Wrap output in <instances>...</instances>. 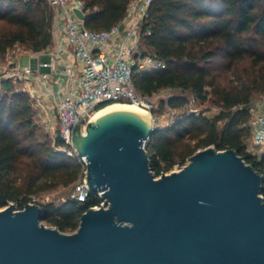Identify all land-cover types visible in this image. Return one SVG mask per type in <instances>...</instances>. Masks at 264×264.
<instances>
[{"label":"trees","instance_id":"trees-1","mask_svg":"<svg viewBox=\"0 0 264 264\" xmlns=\"http://www.w3.org/2000/svg\"><path fill=\"white\" fill-rule=\"evenodd\" d=\"M80 1L85 4V27L98 32L121 23L131 0ZM53 25L54 10L47 0H0V63L16 47L34 53L48 50ZM144 29L152 32L145 40L146 49L166 67L135 72L139 93L150 98L164 90L181 91L202 102L210 97L221 109L212 117L193 113L168 127H155L146 148L155 176L169 173L176 164L184 165L209 147L235 150L264 176V154H250L246 144L251 139L248 106L256 94L264 93V75L239 77L230 86L218 82L219 69L230 71L247 60L256 67L264 65V0H154ZM162 103L176 111L186 108L189 99L170 96ZM241 106L244 110H237ZM39 133L30 95L11 80H2L0 208L17 203L22 210L31 197L75 187L84 175L77 158L42 142ZM102 203L99 195L90 194L84 203L67 199L41 205L42 222L74 233L83 214Z\"/></svg>","mask_w":264,"mask_h":264},{"label":"water","instance_id":"water-1","mask_svg":"<svg viewBox=\"0 0 264 264\" xmlns=\"http://www.w3.org/2000/svg\"><path fill=\"white\" fill-rule=\"evenodd\" d=\"M93 108L78 118L73 147L86 158L90 193L107 206L89 209L70 235L43 224L39 204L7 207L0 264H264L262 174L235 150L209 147L157 178L146 150L153 117L113 111L83 133Z\"/></svg>","mask_w":264,"mask_h":264},{"label":"built area","instance_id":"built-area-1","mask_svg":"<svg viewBox=\"0 0 264 264\" xmlns=\"http://www.w3.org/2000/svg\"><path fill=\"white\" fill-rule=\"evenodd\" d=\"M153 1L131 0L121 23L95 32L87 29L85 22L74 12L84 11V2L47 0L54 10L53 43L48 50L36 55H48L50 61L39 62L38 69L22 66L17 61L19 49L16 47L8 51L0 64V82L11 80L15 85L20 82L39 84L41 88H30L26 93L31 97L41 127L49 135L56 151L77 158L83 164L84 175L73 187L71 200L84 203L91 194L85 181L86 158L80 157L73 147V131L78 118L99 102L94 107H99L98 110L111 103H130L143 108L153 117V99L159 93L150 98L144 97L134 81L135 72L166 67L144 45L146 38L152 34L150 29H144V24ZM122 25L124 28L121 30ZM41 68L48 69V72H41ZM59 79L63 81L59 82ZM55 86L58 89H54ZM215 110L218 112L221 109L217 107ZM237 110L242 111L244 107ZM91 111L83 118V133L97 112ZM248 111L252 140L248 152L260 156L264 154V95L252 101ZM190 113L193 114L194 110ZM29 204H38L37 197H31ZM102 206H107L104 201Z\"/></svg>","mask_w":264,"mask_h":264},{"label":"rangeland","instance_id":"rangeland-1","mask_svg":"<svg viewBox=\"0 0 264 264\" xmlns=\"http://www.w3.org/2000/svg\"><path fill=\"white\" fill-rule=\"evenodd\" d=\"M22 49L26 50L25 48H22ZM221 64H222V62H221ZM218 74H219L218 75L219 76L218 82L223 86H230V85H235L236 80L239 77L249 78L250 76H254L257 74H259V75L263 74L264 75V65H260V66L256 67V66L252 65L251 61L247 60L243 63L238 64L236 67H234L230 71L226 68L219 69ZM180 95H184L189 99V104L186 108L179 109L176 111H172L168 107V105H165L164 103H162V102H166L168 100L167 98L170 96H180ZM263 95H264V93L256 94L252 101L258 100ZM153 101L155 103V111L153 113V119L155 120L154 124L157 128H165V127H168L169 125L176 123L177 120L180 119L181 117H183L184 115L191 114L190 113L191 110H194V113L195 112L196 113L205 112L208 117H212V116L216 115V113H217L215 110L217 108V106L212 103V99L210 97L207 99V101L202 102V101L197 100L190 93L183 94L181 91H172V90L161 91L156 97H154ZM125 104H129V103H125ZM35 121L40 126V133H39L40 134V140L42 142H48L51 145V147L54 149L49 135L41 127L39 120L36 117V115H35ZM192 144H194V143H192ZM246 144H247L249 150H251L252 140L249 139L248 141H246ZM253 153H255V152H253ZM189 159L185 162L184 165L176 164L175 167L172 169V171H170L169 173L175 172V171L178 172L179 170H181V168H183L184 166H186L189 163ZM160 177H157V178H160ZM72 189H73L72 186L69 188L60 187L56 190L45 192V193H42L40 195H37L36 197L38 199V204L39 205H46L49 203L61 204L64 201H66L67 199H70ZM13 205H15L14 206L15 211H20V206L17 203H10L8 206H6L4 208H0V211L6 209L9 206H13ZM46 226L51 227L48 225H46ZM65 234L70 235L73 233H65Z\"/></svg>","mask_w":264,"mask_h":264},{"label":"crops","instance_id":"crops-1","mask_svg":"<svg viewBox=\"0 0 264 264\" xmlns=\"http://www.w3.org/2000/svg\"><path fill=\"white\" fill-rule=\"evenodd\" d=\"M18 56L17 61L18 64L22 66H29L33 69L39 68V62L41 63H48L50 61V57L48 55H36V53L29 51V50H23L22 48L18 47ZM41 72H48V69L41 68ZM37 75V74H36ZM63 81L62 79H59V82ZM17 88L21 91L29 92L30 88H41L39 84L35 83L29 84L25 82H20L16 84ZM54 89H58V86H55Z\"/></svg>","mask_w":264,"mask_h":264},{"label":"bare ground","instance_id":"bare-ground-1","mask_svg":"<svg viewBox=\"0 0 264 264\" xmlns=\"http://www.w3.org/2000/svg\"><path fill=\"white\" fill-rule=\"evenodd\" d=\"M119 110L134 111V112L146 115V116L150 117V119H151V114L149 112L145 111L143 108H141L135 104L112 103V104H109L108 106L104 107L103 109L98 110L93 117V121H95L98 117H100L104 114H107V113L113 112V111H119ZM97 210H99V209H97Z\"/></svg>","mask_w":264,"mask_h":264}]
</instances>
